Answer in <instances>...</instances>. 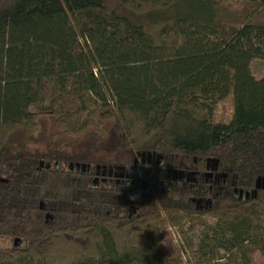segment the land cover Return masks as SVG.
Masks as SVG:
<instances>
[{"label":"trees","instance_id":"obj_1","mask_svg":"<svg viewBox=\"0 0 264 264\" xmlns=\"http://www.w3.org/2000/svg\"><path fill=\"white\" fill-rule=\"evenodd\" d=\"M252 60L264 0H0V264L264 260Z\"/></svg>","mask_w":264,"mask_h":264},{"label":"rangeland","instance_id":"obj_2","mask_svg":"<svg viewBox=\"0 0 264 264\" xmlns=\"http://www.w3.org/2000/svg\"><path fill=\"white\" fill-rule=\"evenodd\" d=\"M250 71L256 78L261 77L264 74V61L263 60H252L250 63ZM206 223H210L211 220L204 218ZM262 226L264 227V218L262 219ZM198 232V229L189 232L188 235L194 237ZM183 234V235H182ZM187 236V230L179 231L177 228L167 227L159 234L158 249L165 258L172 257L175 255L181 256L183 259L189 253L188 247L183 242V236ZM256 264H262L264 260L260 256L256 255Z\"/></svg>","mask_w":264,"mask_h":264},{"label":"flooded vegetation","instance_id":"obj_3","mask_svg":"<svg viewBox=\"0 0 264 264\" xmlns=\"http://www.w3.org/2000/svg\"><path fill=\"white\" fill-rule=\"evenodd\" d=\"M143 159V158H142ZM152 160H148V164H151L152 162H151ZM158 163V162H157ZM138 164H139V160L137 159V158H135L134 160H133V165L131 166V165H129V166H127V167H123V166H120V167H115V168H119L120 170H116V172H118V176H117V178H115L114 176H107V178L108 179H110V178H114L115 180H116V182H120L121 180L122 181H124L125 183L127 182V181H129V179H131V177H132V172H133V170L134 169H136V167L138 166ZM128 167H132V170H131V174L130 175H128V177H125V174H126V170L128 169ZM206 202L207 201H204L203 203L204 204H206Z\"/></svg>","mask_w":264,"mask_h":264},{"label":"water","instance_id":"obj_4","mask_svg":"<svg viewBox=\"0 0 264 264\" xmlns=\"http://www.w3.org/2000/svg\"><path fill=\"white\" fill-rule=\"evenodd\" d=\"M141 157H145L147 159L154 158L156 162H159V157L158 156H155L153 154H150V153H147L146 155L143 154ZM115 169L116 170L117 169L120 170L119 168H115ZM110 170H111V168H110ZM131 170H132V167H128V169L126 170L125 177H128V175L131 174ZM256 187L264 188V178H259V179L256 180Z\"/></svg>","mask_w":264,"mask_h":264}]
</instances>
